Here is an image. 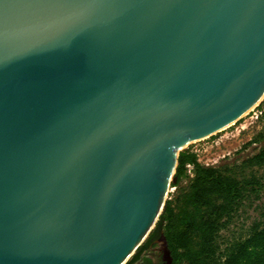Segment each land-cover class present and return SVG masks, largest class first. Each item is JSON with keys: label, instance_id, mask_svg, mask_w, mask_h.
<instances>
[{"label": "water", "instance_id": "obj_1", "mask_svg": "<svg viewBox=\"0 0 264 264\" xmlns=\"http://www.w3.org/2000/svg\"><path fill=\"white\" fill-rule=\"evenodd\" d=\"M263 101L264 0H0V264H128Z\"/></svg>", "mask_w": 264, "mask_h": 264}, {"label": "trees", "instance_id": "obj_2", "mask_svg": "<svg viewBox=\"0 0 264 264\" xmlns=\"http://www.w3.org/2000/svg\"><path fill=\"white\" fill-rule=\"evenodd\" d=\"M264 105V102L262 103ZM264 141V132L248 145ZM193 167V177L187 166ZM249 170L246 174L244 171ZM173 186L180 188L148 239L128 264L141 260L162 238L167 261L158 264H264V224H254L248 236L220 252L218 238L246 202L258 201L264 189V145L240 164L204 166L196 153L184 150L178 158ZM144 264H153L145 258Z\"/></svg>", "mask_w": 264, "mask_h": 264}, {"label": "rangeland", "instance_id": "obj_3", "mask_svg": "<svg viewBox=\"0 0 264 264\" xmlns=\"http://www.w3.org/2000/svg\"><path fill=\"white\" fill-rule=\"evenodd\" d=\"M255 118L256 115L252 113L235 122L232 126L190 144L185 150L188 149L196 153L199 162L204 166L220 167L240 164L246 158L255 155L264 145V141L248 145L249 142L264 132V118L258 121ZM244 173L249 174L250 171L246 170ZM174 182L175 179L173 178L166 202L173 200L179 189L186 186V181H183L180 188H176L173 186ZM260 196L258 201L246 202L238 215L221 232L217 240L220 252H223L231 244L246 238L254 224H264V189ZM145 258L150 259L153 264L167 261V253L162 238L151 246L141 260L135 264H144Z\"/></svg>", "mask_w": 264, "mask_h": 264}, {"label": "built area", "instance_id": "obj_4", "mask_svg": "<svg viewBox=\"0 0 264 264\" xmlns=\"http://www.w3.org/2000/svg\"><path fill=\"white\" fill-rule=\"evenodd\" d=\"M264 102V101H263ZM262 102V103H263ZM262 103H260L258 106H257V108H255V110H253V111H251V112H249L246 116H249L250 114H252V113H254L255 115H256V120L258 121V120H260V119H263L264 118V105L262 104ZM245 116V117H246ZM245 117H242V118H245ZM241 120V119H240ZM239 120V121H240ZM187 172H188V175L190 176V177H193V167L192 166H187Z\"/></svg>", "mask_w": 264, "mask_h": 264}, {"label": "bare ground", "instance_id": "obj_5", "mask_svg": "<svg viewBox=\"0 0 264 264\" xmlns=\"http://www.w3.org/2000/svg\"><path fill=\"white\" fill-rule=\"evenodd\" d=\"M255 108H257V106L253 107L249 112L255 110ZM249 112H248V113H249ZM248 113L244 114L242 117H245ZM233 124H234V122L230 123L229 125H227V126L221 128L220 130H218V131L212 133V135L215 134V133H217V132H219V131H222V130L228 128L229 126H232ZM209 136H211V135H208V136H206V137H204V138H202V139H200V140H203V139H205V138H208ZM197 141H199V140H197ZM197 141H190L189 143H187V145H185V148H186L187 146H189L190 144H193L194 142H197Z\"/></svg>", "mask_w": 264, "mask_h": 264}]
</instances>
